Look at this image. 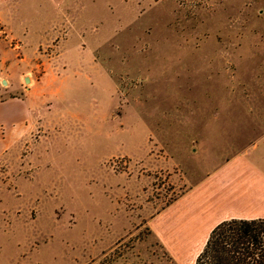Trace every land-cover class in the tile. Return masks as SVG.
Segmentation results:
<instances>
[{
	"label": "rangeland",
	"instance_id": "1",
	"mask_svg": "<svg viewBox=\"0 0 264 264\" xmlns=\"http://www.w3.org/2000/svg\"><path fill=\"white\" fill-rule=\"evenodd\" d=\"M0 5V264H194L264 208V0Z\"/></svg>",
	"mask_w": 264,
	"mask_h": 264
},
{
	"label": "trees",
	"instance_id": "2",
	"mask_svg": "<svg viewBox=\"0 0 264 264\" xmlns=\"http://www.w3.org/2000/svg\"><path fill=\"white\" fill-rule=\"evenodd\" d=\"M194 264H264V218L221 220L210 230Z\"/></svg>",
	"mask_w": 264,
	"mask_h": 264
},
{
	"label": "crops",
	"instance_id": "3",
	"mask_svg": "<svg viewBox=\"0 0 264 264\" xmlns=\"http://www.w3.org/2000/svg\"><path fill=\"white\" fill-rule=\"evenodd\" d=\"M8 0H0V4L1 3H6ZM9 6V5H8ZM0 5V24H2V22L4 21V23L9 25L6 27H4L6 29V31L10 34L11 37H15L18 36L17 34H15L13 25L10 24V22L5 21L3 19L4 14L6 13L4 11V8L7 6ZM3 9V10H1ZM5 98V97H4ZM29 115V104L27 103L26 100L20 98V97H8L5 99H1L0 98V156L2 155V152L6 151L8 149V147H10L13 142L21 135L19 134V136L17 135L16 138L15 134H14V129H13V124L15 122H19L20 124H23L24 120H26L28 118ZM21 128L23 127L20 126ZM6 130H8V133H6ZM4 132V133H3ZM249 183H252L249 182ZM221 185H224L223 182L220 183ZM225 188H227V184H225L224 186ZM228 189V188H227ZM230 190V189H228ZM225 195H224V202L225 205L223 206L224 208H229V207H234L233 203H231L230 201L232 200L230 196H226L228 194H230V191L224 190ZM264 198V196H262ZM234 200V199H233ZM235 203V202H234ZM251 204V208L248 209L249 212H246L245 214L242 215H235V214H231V215H226V217H222L219 218L217 217L218 214H221L220 212L217 214L216 217H214L212 219V221L210 223H205L202 227L201 230H199L198 232V237L201 235V233L203 232V230H205V234L201 235L203 236V240L201 239L200 241H203V244L205 243V240L210 232V230L212 229V227L217 224L218 222H220L223 219H227V218H232V217H243V218H255V217H263L264 218V208L262 207H256V205L254 204V202H248ZM207 232V233H206ZM205 235V236H204ZM200 236V237H201ZM194 239V237L192 238ZM198 242V241H195ZM202 248V247H201Z\"/></svg>",
	"mask_w": 264,
	"mask_h": 264
},
{
	"label": "water",
	"instance_id": "4",
	"mask_svg": "<svg viewBox=\"0 0 264 264\" xmlns=\"http://www.w3.org/2000/svg\"><path fill=\"white\" fill-rule=\"evenodd\" d=\"M25 82H26V83L29 82V77H28V76H25ZM2 83L5 84L6 81H5V80H2Z\"/></svg>",
	"mask_w": 264,
	"mask_h": 264
}]
</instances>
